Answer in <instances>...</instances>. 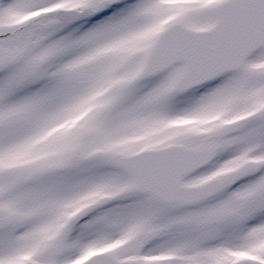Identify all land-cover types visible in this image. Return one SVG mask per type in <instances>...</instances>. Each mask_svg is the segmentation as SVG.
<instances>
[{
	"label": "snow or ice",
	"instance_id": "obj_1",
	"mask_svg": "<svg viewBox=\"0 0 264 264\" xmlns=\"http://www.w3.org/2000/svg\"><path fill=\"white\" fill-rule=\"evenodd\" d=\"M0 264H264V0H0Z\"/></svg>",
	"mask_w": 264,
	"mask_h": 264
}]
</instances>
